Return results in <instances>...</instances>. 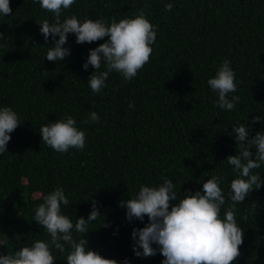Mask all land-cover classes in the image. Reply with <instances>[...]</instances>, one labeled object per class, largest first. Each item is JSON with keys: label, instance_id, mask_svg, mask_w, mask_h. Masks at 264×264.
<instances>
[{"label": "trees", "instance_id": "obj_1", "mask_svg": "<svg viewBox=\"0 0 264 264\" xmlns=\"http://www.w3.org/2000/svg\"><path fill=\"white\" fill-rule=\"evenodd\" d=\"M168 2L77 0L66 11L110 22L146 6L158 26L150 61L138 76L125 82L113 72L96 94L87 85L94 69L85 71L82 64L89 49L104 41L77 44L69 34L71 55L49 61L44 57L52 41L45 42L37 22H51V13L33 0H10L12 14L0 18V32L8 39L0 46V105L12 106L24 121L10 134L8 152L0 155V239L9 241L0 253L47 239L32 219L43 195L62 186L71 205L64 212L73 221L87 218L91 201L98 202L104 217L90 225V248L117 261L128 257L132 264H160L159 253L134 256L130 233L144 227L147 216L129 223L119 202L134 196L141 184L159 183L161 176L173 179L179 195V190H198L200 178L223 172L227 193L233 175L222 160L236 149L224 131L246 121L249 113L251 121L254 112L264 111V0H171L173 9L165 11ZM224 58L232 61L240 80L241 101L232 112L213 107L216 97L206 84ZM91 111L100 122L82 124ZM65 113L86 131L82 151L59 154L41 140L40 125ZM261 127L254 124L252 134ZM256 171L264 173V166ZM243 203L237 221L244 238L235 264H264V185ZM53 254L54 264H66V253Z\"/></svg>", "mask_w": 264, "mask_h": 264}, {"label": "clouds", "instance_id": "obj_2", "mask_svg": "<svg viewBox=\"0 0 264 264\" xmlns=\"http://www.w3.org/2000/svg\"><path fill=\"white\" fill-rule=\"evenodd\" d=\"M33 2L51 13V22L49 19L37 22L45 42L52 41L44 57L47 60L59 63L71 55L70 47H66L69 34H74L77 44L104 41L89 49L82 64L85 71L90 66L94 69L87 79L92 93L100 94L113 72L125 82L132 81L150 61L158 26L150 21L146 6L137 9L132 16L112 18L109 22L103 17L80 19L74 14L67 15L66 11H70L77 0ZM173 6L170 0L164 9L171 11ZM11 14L10 0H0V18ZM7 43L8 39L0 32V46ZM206 84L216 97L214 108L222 112L236 109L241 101L237 94L240 80L231 60L224 58ZM134 107L135 103L130 101L129 108ZM254 113L257 114L251 121L249 113L246 121L237 120L229 126L231 132H228L229 127L224 131L232 137L236 149L235 154L222 160L230 166L233 175L227 184V193L223 187L226 181L223 172L206 180L200 178L196 181L201 185L198 190L186 189L183 193L179 190V195L173 179L161 176L159 183L141 184L134 196L119 202L129 223L143 222L147 216L145 226L133 227L130 233L134 256L145 259L159 253L163 257L160 264H235L244 238V230L237 221L238 206L264 185V173L256 171L264 166V111ZM23 121L12 106L0 105V155L8 152L10 134ZM89 122H100L96 111H91L81 123ZM256 123L262 127L252 134V126ZM39 134L42 142L59 154L86 148V131L69 113L55 122L41 124ZM42 199L32 221L43 229L47 239H36L30 245L17 246L11 253H0V264H54L57 260L54 251L61 255L66 253L62 259L66 264H132L128 257L121 261L106 258L99 250L88 246L90 225L104 217L96 200L91 201L87 218L80 216L73 221L64 212L71 206L64 187H55ZM102 226H108L105 218ZM8 243L0 239V249L6 248Z\"/></svg>", "mask_w": 264, "mask_h": 264}]
</instances>
